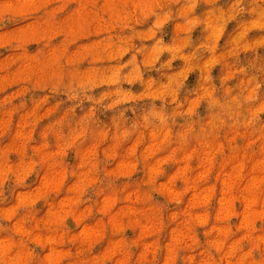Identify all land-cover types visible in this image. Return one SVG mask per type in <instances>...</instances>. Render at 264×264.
<instances>
[{
  "label": "rangeland",
  "instance_id": "374dc122",
  "mask_svg": "<svg viewBox=\"0 0 264 264\" xmlns=\"http://www.w3.org/2000/svg\"><path fill=\"white\" fill-rule=\"evenodd\" d=\"M0 264H264V0H0Z\"/></svg>",
  "mask_w": 264,
  "mask_h": 264
}]
</instances>
